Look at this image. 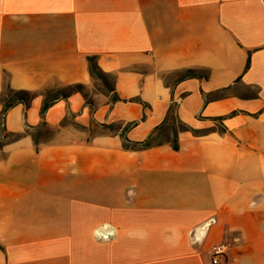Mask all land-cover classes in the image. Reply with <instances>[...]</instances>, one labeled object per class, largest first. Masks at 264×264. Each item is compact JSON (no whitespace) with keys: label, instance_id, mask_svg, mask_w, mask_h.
I'll list each match as a JSON object with an SVG mask.
<instances>
[{"label":"crops","instance_id":"crops-1","mask_svg":"<svg viewBox=\"0 0 264 264\" xmlns=\"http://www.w3.org/2000/svg\"><path fill=\"white\" fill-rule=\"evenodd\" d=\"M6 89L0 264H264V0H0Z\"/></svg>","mask_w":264,"mask_h":264},{"label":"trees","instance_id":"trees-1","mask_svg":"<svg viewBox=\"0 0 264 264\" xmlns=\"http://www.w3.org/2000/svg\"><path fill=\"white\" fill-rule=\"evenodd\" d=\"M88 60V66H89V71L91 75L97 76L99 78H102L104 76V74L101 72V70L98 68V66L95 63L94 57L93 56H88L87 57ZM248 66V60L246 62V67ZM189 74V73H188ZM186 74V75H188ZM71 90H80L82 89V85L80 84H75L72 85L71 87H68ZM8 91H11L10 89H6ZM70 91H63V90H58L57 94L50 99H44V102L42 104L41 107V113H43L45 111V109L55 100L58 98H63L68 96V94L71 92ZM13 92V96L12 99L4 102L3 103V107H2V112L5 111L7 108H9L11 105H13L15 102H23L25 105H27L28 100L31 98V96H33V93L30 91H25V90H20V91H12ZM24 96H28V97H24ZM113 99H117V96L114 95ZM169 112V111H168ZM169 114V113H168ZM169 115L166 116V119ZM172 121L170 122V131H171V137H165L166 133L165 130L167 129V126H165V122L166 119L159 124L158 126H156L152 132L148 135V137L142 141H132L130 139H128L125 135V131L132 125L134 124V122L129 123L128 125H126L121 133V137H122V147L126 148V149H143V148H148L151 146H155V145H159L163 142H169L171 147L176 150L178 149V142H177V133L178 131H191L193 134H199L201 132H203V130H199V129H194L192 127H189L188 125H186L185 123L181 122L180 120L176 119L174 117H171ZM8 135L4 133V137H7Z\"/></svg>","mask_w":264,"mask_h":264},{"label":"rangeland","instance_id":"rangeland-1","mask_svg":"<svg viewBox=\"0 0 264 264\" xmlns=\"http://www.w3.org/2000/svg\"><path fill=\"white\" fill-rule=\"evenodd\" d=\"M94 79H95V82H94V90L104 91V90H107L108 89V86L110 84V82H109L110 80L105 75L102 78H99L97 76H94ZM58 90L70 91L71 89L68 88V87H58L55 90H46L44 92L45 99L53 98L57 94V91ZM12 96H13V92L6 90L4 92V94L2 96H0V101H2L3 103L4 102H7V101H9V100L12 99ZM24 97L26 98L28 96H24ZM165 133H166L165 134L166 136L163 137V138H166V137H169L170 138L171 137L170 126H167V129L165 130ZM1 140H2V137H0V145L2 143Z\"/></svg>","mask_w":264,"mask_h":264},{"label":"built area","instance_id":"built-area-1","mask_svg":"<svg viewBox=\"0 0 264 264\" xmlns=\"http://www.w3.org/2000/svg\"><path fill=\"white\" fill-rule=\"evenodd\" d=\"M226 248L227 244L225 243L215 244L211 247V264H220V260L224 256Z\"/></svg>","mask_w":264,"mask_h":264}]
</instances>
